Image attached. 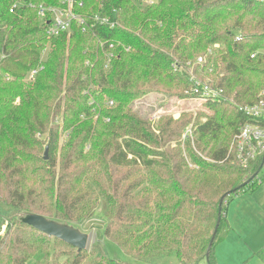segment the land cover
I'll return each mask as SVG.
<instances>
[{
    "label": "trees",
    "instance_id": "trees-1",
    "mask_svg": "<svg viewBox=\"0 0 264 264\" xmlns=\"http://www.w3.org/2000/svg\"><path fill=\"white\" fill-rule=\"evenodd\" d=\"M63 1L0 0V204L15 210L16 220L3 235L0 226V264L48 258L52 244L64 243L27 224L30 216L74 226L93 216L100 199L108 203L105 237L136 261L158 264L175 252L179 264H216L229 205L262 186L243 187L260 173L230 160L244 122L239 107L264 98V55L251 58L264 50V6L254 0H74L89 23L101 16L120 26L111 31L97 24L87 33L74 26L69 38L49 40L37 9ZM101 40L131 52L121 50L106 70ZM196 81H211L226 98L212 105L218 117L195 123L193 141L185 144L200 171L189 168L180 149L186 122L168 120L157 135L128 107L152 93L179 98ZM109 101L116 106L105 108ZM57 116L62 125L54 123ZM61 130L68 132L69 150L59 163ZM38 134L48 137V169L37 167L41 161L31 153L42 145ZM151 145L167 152L153 155ZM191 145L211 162L201 161ZM67 246L73 252L65 264H124ZM259 257L264 261V249Z\"/></svg>",
    "mask_w": 264,
    "mask_h": 264
},
{
    "label": "rangeland",
    "instance_id": "rangeland-1",
    "mask_svg": "<svg viewBox=\"0 0 264 264\" xmlns=\"http://www.w3.org/2000/svg\"><path fill=\"white\" fill-rule=\"evenodd\" d=\"M148 0H144L146 4ZM92 98H90L91 100ZM109 102L106 103L105 108L109 107ZM213 103H205L195 98L191 92H186L185 95L178 97L168 98L165 94H149L144 97L136 100L132 105L128 106L131 109V114L138 116L140 119L148 120L155 128V134H159L157 128L160 127L168 120L173 122L184 121L190 125H195L198 122H204L208 117H218V115L212 111ZM116 106V104H115ZM94 114V122L97 123L99 120V114L96 112V109L92 112ZM96 113V114H95ZM56 125H62V118L57 116L55 118ZM186 124V125H187ZM186 127V129H187ZM195 128V126H194ZM47 134L41 136L40 134L36 135L35 139L42 143L41 147H37L31 150L32 155L38 160L41 161L37 164V167L41 169H48V165L44 163L45 152L47 149ZM121 142V141H120ZM68 132L61 130L60 138V148L57 154L58 162H62L66 152H68ZM181 151L188 157L189 168L195 171H200V166L197 165V168H192L195 164L188 155V146L191 144V141L183 142L181 137ZM91 143L87 145V148ZM176 143H172V148H175ZM191 149L197 157L205 162L210 163V158L206 155H203L200 151L196 149L194 145H191ZM88 150V149H87ZM90 151V150H89ZM149 151L153 155L162 154L167 152V147L161 145H151L149 146ZM49 156V151H48ZM147 156V155H146ZM54 170L53 176L58 177L61 171V165ZM44 177L47 178L45 172ZM263 177V174L261 175ZM136 177H133L129 184L134 183ZM46 181V180H45ZM36 188L41 189V183L33 184ZM43 187H51V184H43ZM264 183L259 187L255 192H242L239 196L234 197L233 201L229 205L228 210V224L231 227V223L236 224V231L241 232L246 238L253 240L254 242H264ZM108 210V203L105 199H100L97 207L94 210L92 217L86 218L78 224H74L75 229H78L83 234L88 235L89 245L87 250L90 253H95L100 256L108 257L117 261H120L124 264H142L143 262L136 261L131 256L127 255L114 241L109 240L104 235V229L108 224V219L106 217ZM231 216H233V221L231 222ZM230 221V222H229ZM15 210L9 209L8 206L0 204V226H1V235L6 233L8 223H15ZM229 227V228H230ZM15 229V228H14ZM240 234V233H238ZM233 242H237L233 237L230 238ZM247 242V241H246ZM231 243V242H230ZM66 244V243H65ZM58 241L54 243L47 250L49 257L45 258L42 255H37L35 258L27 262L26 264H43L47 260L50 261V264H65L67 262L68 256L67 253H72L73 250ZM234 249L240 253H247L246 248L248 246H243V244L233 245ZM55 254L60 255L61 257H56ZM63 255V256H62ZM171 257H175L174 254H171ZM244 259V258H243ZM242 259V261H243ZM259 257H255L249 264H262V261L259 260ZM243 263V262H242Z\"/></svg>",
    "mask_w": 264,
    "mask_h": 264
},
{
    "label": "built area",
    "instance_id": "built-area-1",
    "mask_svg": "<svg viewBox=\"0 0 264 264\" xmlns=\"http://www.w3.org/2000/svg\"><path fill=\"white\" fill-rule=\"evenodd\" d=\"M254 1L264 6V0ZM79 7H82V4H79ZM14 8L11 10V13H13ZM37 13L42 26L45 27L49 40L57 39L64 34L69 38L74 26L80 28L83 33L93 32L97 24L107 27L111 31L116 30L120 26L118 22H113L101 16H96L92 19V23H89V21L76 13V2L74 0H64L61 6L41 5L37 9ZM240 38V36H237L236 40L239 41ZM99 48L104 57L106 70L119 58L121 50L128 53L131 52V47L114 41L101 40ZM260 55H264V50L255 51L251 54V58L255 59ZM198 62L202 64L204 60L200 58ZM43 69L44 67H39L32 70L27 76V81H35ZM191 93L196 99L205 103H222L226 100L224 89L216 87L211 81H196ZM109 107L114 108L115 103L110 101ZM239 111L244 117V122L239 125L237 133L234 136L232 148L234 158L230 160V163L243 170L252 171L251 173H260L253 177L248 185L250 187L254 185L261 186L264 183L261 176L264 174V98L259 99L253 104L240 106ZM109 121L110 119L106 120V122ZM193 138L194 126L190 125L183 133L182 141H193ZM197 167V165H194L192 168L195 169Z\"/></svg>",
    "mask_w": 264,
    "mask_h": 264
},
{
    "label": "crops",
    "instance_id": "crops-1",
    "mask_svg": "<svg viewBox=\"0 0 264 264\" xmlns=\"http://www.w3.org/2000/svg\"><path fill=\"white\" fill-rule=\"evenodd\" d=\"M227 219H228V213H227ZM232 221H233V216H231V222ZM228 226L230 227L229 224ZM223 234H225L223 240H221L215 247L214 256H215L216 264H249L252 260H254L255 257H259V252L264 249V242L256 243L253 240L246 238L243 234H241V232L236 231V224L234 222L231 223L230 228L225 227V229L223 230ZM232 237L237 242L232 243V241H230L231 240L230 238ZM240 244L241 245L243 244V246H248V247H244L246 248L247 253H240L237 252L236 249H234L233 245L240 246ZM172 254H174L175 257H171L172 256L171 254L164 256L159 260L158 264H179L175 252H173ZM260 261H262V264H264V261L262 259ZM142 264H150V263L143 262ZM200 264H206V263L203 262Z\"/></svg>",
    "mask_w": 264,
    "mask_h": 264
},
{
    "label": "water",
    "instance_id": "water-1",
    "mask_svg": "<svg viewBox=\"0 0 264 264\" xmlns=\"http://www.w3.org/2000/svg\"><path fill=\"white\" fill-rule=\"evenodd\" d=\"M45 160H48V148L45 152ZM251 181V179L243 185H246ZM223 200L220 202V212L222 210ZM220 222V219L219 221ZM26 223L31 225L37 231H40L49 237L60 240L67 245L77 249L79 252L87 250L89 245V237L86 234H83L78 229H75L72 226L63 225L54 221H49L44 217L38 215H32L27 220ZM217 229L215 230V233Z\"/></svg>",
    "mask_w": 264,
    "mask_h": 264
}]
</instances>
